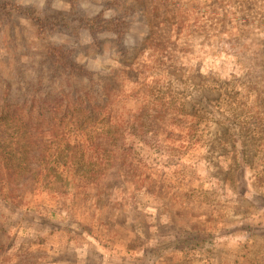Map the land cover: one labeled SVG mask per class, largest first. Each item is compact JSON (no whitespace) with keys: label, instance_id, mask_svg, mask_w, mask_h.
I'll return each mask as SVG.
<instances>
[{"label":"rangeland","instance_id":"1","mask_svg":"<svg viewBox=\"0 0 264 264\" xmlns=\"http://www.w3.org/2000/svg\"><path fill=\"white\" fill-rule=\"evenodd\" d=\"M3 91L0 264H264V0H0Z\"/></svg>","mask_w":264,"mask_h":264},{"label":"trees","instance_id":"2","mask_svg":"<svg viewBox=\"0 0 264 264\" xmlns=\"http://www.w3.org/2000/svg\"><path fill=\"white\" fill-rule=\"evenodd\" d=\"M44 32V30H43ZM9 96H10V92L8 91H3V94L0 95V124H5L8 125L9 123L12 122V120H15L18 123V127L15 128L14 133L17 136L16 139V143L18 144L19 150L17 152L22 153L23 152V148H24V143L26 140L32 142H42L44 141V135L37 133V134H32L27 130V127L25 125H23L24 121L26 118H29V116L31 115L30 113H25L24 115H18V114H13L10 112V110H5L6 106H8L9 103ZM42 100H40V105ZM60 108L57 107V109H54L56 112V115L54 116L57 117L58 114H64L65 118L69 116L70 111H68V109H63V106H59ZM62 109V110H60ZM87 112H90V110H86ZM84 111V112H86ZM54 113H48V115H53ZM63 116V117H64ZM36 117H42V112H37ZM72 117L73 114H72ZM31 118V117H30ZM71 118V117H70ZM15 122V123H16ZM40 123H42V120L40 121ZM19 136V137H18ZM23 147V148H22ZM5 148H0V177H3L4 171L6 170V178H2L0 179L1 183H3L2 180H8V181H12V182H17L18 181V176L15 175V173L18 172H22L25 170L26 166H25V159L23 157V155L21 156H15V158L9 157V155H6V151L4 150ZM13 155H15V153H12ZM157 165H163V163H158ZM30 177L28 178V181H30ZM4 197L6 196H2L0 195V198L5 199ZM198 236H200V234H197ZM196 240V237L193 236L192 234L188 233L187 235H185V238L182 239L180 241V245H186V244H193ZM204 240V238H202V241ZM196 243H199L196 241ZM170 245V246H168ZM175 244H168L166 243H162V247H175Z\"/></svg>","mask_w":264,"mask_h":264}]
</instances>
